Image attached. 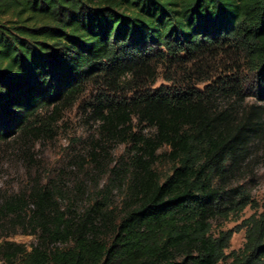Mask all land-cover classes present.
Wrapping results in <instances>:
<instances>
[{
	"label": "trees",
	"instance_id": "obj_1",
	"mask_svg": "<svg viewBox=\"0 0 264 264\" xmlns=\"http://www.w3.org/2000/svg\"><path fill=\"white\" fill-rule=\"evenodd\" d=\"M238 64L264 102V0H0V144L96 85L119 95L99 119L150 128L137 152L169 164L163 179L133 175L103 233L98 203L74 225L40 196L36 244L3 242L0 264H264V204L241 184L262 125L242 106ZM247 207L244 243L228 252L234 230L214 225Z\"/></svg>",
	"mask_w": 264,
	"mask_h": 264
},
{
	"label": "rangeland",
	"instance_id": "obj_2",
	"mask_svg": "<svg viewBox=\"0 0 264 264\" xmlns=\"http://www.w3.org/2000/svg\"><path fill=\"white\" fill-rule=\"evenodd\" d=\"M241 66L238 64L236 69L246 92L242 106L247 112L258 113L256 117L262 125L260 138L251 144L243 166L246 175L241 184L259 212L264 204V102L253 93L252 77ZM161 83L159 78L156 86ZM118 96L107 87L90 85L74 103L42 110L38 126L20 131L0 144V245L12 242L30 250L36 244L28 217L40 196L48 197L51 207L74 225L98 203L104 219L102 224H94L103 233L121 216L134 174L143 181L168 175L165 159L140 154V145L133 141L152 139L153 130L138 125L136 120L122 128L120 119L109 128L99 119L97 108L101 102ZM135 158H140L142 166L149 170L133 166ZM10 204L24 210L23 215L8 214L6 207ZM254 212L247 207L238 219L215 223V230H234L228 252L242 247L245 229H240L239 224ZM49 214V218L55 215L53 211ZM96 216L90 218L96 220Z\"/></svg>",
	"mask_w": 264,
	"mask_h": 264
}]
</instances>
